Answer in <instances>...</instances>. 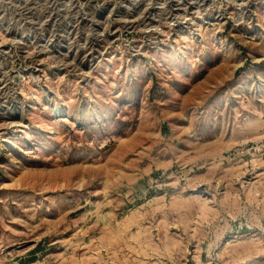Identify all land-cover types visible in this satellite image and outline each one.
Returning a JSON list of instances; mask_svg holds the SVG:
<instances>
[{
    "label": "rangeland",
    "instance_id": "1",
    "mask_svg": "<svg viewBox=\"0 0 264 264\" xmlns=\"http://www.w3.org/2000/svg\"><path fill=\"white\" fill-rule=\"evenodd\" d=\"M0 264H264V0H0Z\"/></svg>",
    "mask_w": 264,
    "mask_h": 264
}]
</instances>
